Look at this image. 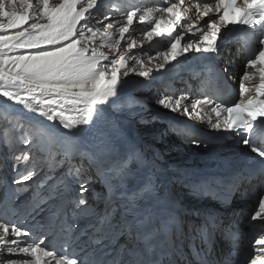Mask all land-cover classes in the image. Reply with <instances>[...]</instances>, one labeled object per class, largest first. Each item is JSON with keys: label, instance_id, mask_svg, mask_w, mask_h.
I'll return each instance as SVG.
<instances>
[{"label": "snow or ice", "instance_id": "6c2138e0", "mask_svg": "<svg viewBox=\"0 0 264 264\" xmlns=\"http://www.w3.org/2000/svg\"><path fill=\"white\" fill-rule=\"evenodd\" d=\"M101 7L102 0H0V97L5 105H21L52 122L22 124L33 137L22 141L23 149L14 139L5 138L2 155L13 175L4 179L5 199L0 202L15 216L11 195L30 191L24 185L41 173L38 187L49 184L54 177L50 175L52 166L45 156V144L62 143L69 167L45 197L56 202V212L37 224L41 229H55L65 246H76L80 252L78 256L57 258L55 250L45 245L43 235L29 243L33 231L27 222L0 219V264H104L89 249L114 231L112 218L116 212L129 235L135 233L136 243L128 250V259L114 258L109 264H162L154 257L167 254L161 251L165 245L173 246V230L179 231L176 213L158 191L150 162L122 136L118 122L106 118L108 107L124 106H118L113 98H121L130 74L153 79V70L146 69L142 59L132 53L137 47L132 39L137 21L144 26L147 41L163 38L168 42L166 51L157 52L155 57L148 55L149 63L154 58L162 60L155 65L157 73L166 71L171 62H179L181 56L211 54L208 71L225 82L231 61H225L223 70L213 63L223 51L220 42H227L222 30H228L229 25L246 26L237 40L246 42L250 49L255 47L243 66V75L238 77V101L216 103L205 96L189 106L185 103L191 98L189 93L176 96L165 92L154 102L189 120H203L207 115L204 107L211 106L215 115L214 121L208 116L211 128L239 137L237 143L245 146L244 155L251 161L248 175L264 177V0H243L242 4L238 0H195L187 6L185 0H167L164 6L124 11L123 23L112 13L104 15ZM101 15L107 23L101 21ZM100 48L108 49V53ZM140 48V55H146L143 45ZM257 75L259 83H245ZM233 79L237 77L233 75ZM141 119L148 122L143 116ZM60 128L67 131L61 133ZM82 132L90 136L81 138ZM190 143L199 146L203 142L192 139ZM73 154L79 157L75 164L70 163ZM46 166L49 172L44 171ZM89 171L94 175L87 174ZM9 179L17 186L14 190L9 187ZM188 182L193 193L199 194L209 190L213 178L193 174ZM97 183L99 189L94 187ZM97 203L104 204L103 213L94 210ZM38 209L43 211L37 204L27 216L39 214ZM253 212L252 221L264 222V197ZM89 217H96V223L81 227ZM89 229L92 235L82 242ZM251 247L257 254L249 257L250 264H264L260 255L264 253V234L254 238ZM20 254L30 258H20ZM223 264L231 261L226 259Z\"/></svg>", "mask_w": 264, "mask_h": 264}, {"label": "bare ground", "instance_id": "6f19581e", "mask_svg": "<svg viewBox=\"0 0 264 264\" xmlns=\"http://www.w3.org/2000/svg\"><path fill=\"white\" fill-rule=\"evenodd\" d=\"M136 38H139V37H136ZM136 41V40H135ZM160 62H162V61H159V60H157V63H160ZM145 65V68L147 69V68H150L151 67V64H144ZM149 65V66H148ZM153 67H155V66H153ZM238 71H233V73H234V75L235 76H237V73ZM127 80H128V82L129 83H131V85L130 86H128L125 90H124V95H122V97L120 98V99H117V98H113L115 101H116V104H121V103H123V102H125L126 100H128L130 97V101H132V98H134V97H137V94H133L132 93V91H131V87L132 86H137V85H139L138 87H139V89H141V93L144 95V91H142V89L143 88H141V85L144 83V84H147L148 85V81L146 80V79H143V81L141 82V83H138V80H136V81H134V80H132V76H129L128 78H126ZM128 91V92H127ZM132 93V94H131ZM188 93V92H187ZM179 94H180V92H175L174 93V95H176V96H179ZM200 95H202V97H200ZM205 96V93H201L200 91H195L194 90V92L192 93V95L190 96L191 98L189 99V101H186L185 103H187L188 104V102H190V103H192V102H194V100L195 99H202L203 97ZM136 104V103H135ZM7 105H11V108L12 109H14L15 110V113H16V115L17 116H20L22 119H27L28 121H30V122H35V121H42L43 122V124H45V125H47V124H51L52 122H49V121H47L45 118H43V117H39L38 116V114H35V113H30V112H28L27 110H24L23 109V106H21V105H15V104H13L12 102H8V104ZM138 105V104H137ZM5 107V104H4V98L3 97H0V110L2 109V108H4ZM131 107V106H130ZM141 108V107H140ZM114 108L113 107H108L107 108V113H106V118H111V119H113V120H115L116 122H118V126L120 127V129H121V133H122V136L128 141V143H130V144H132V145H134L135 146V148L138 150V151H140V150H146L147 152H149V154L151 155V154H154L153 153V149L152 148H146V147H144V145H143V143H142V141H140L141 140V138H139V136H137L136 134H137V132L134 130V126H135V123L137 122H133V121H131V120H129V121H127V118L125 117V116H120V117H117V116H115L112 112L114 111L113 110ZM131 109V108H130ZM133 110V109H132ZM210 111L209 110V108H208V106H205L204 107V111ZM129 111V110H128ZM130 112V111H129ZM188 119V118H187ZM215 120V119H214ZM140 126V125H139ZM142 126V125H141ZM140 128V127H139ZM152 129V128H151ZM157 130V129H156ZM67 130H65V129H63V128H60V132L61 133H63V132H66ZM158 131V130H157ZM160 133H162V132H160ZM81 136H83L84 138H88L89 136H90V134L89 133H86V132H82L81 134H80ZM158 140V139H157ZM190 140H192V139H190ZM59 145V146H63V144L62 143H53V144H51L52 146H55V145ZM191 147V146H190ZM160 151L162 150L163 152H167V147H166V145L164 144V145H162L160 148ZM179 149H180V151H184V149L183 148H180L179 147ZM155 150L156 149H154V152H155ZM206 151H207V149H206ZM169 152V151H168ZM171 153V152H170ZM173 153H175V152H173ZM222 153L224 154V151H222ZM171 155H172V153H171ZM209 156V155H208ZM177 157H179V156H174V155H172V156H170L169 157V159H168V157L166 156V161H168L169 162V165H171V164H173L174 163V159H177ZM192 157V156H191ZM191 157H188V158H186V157H183V156H180V158L179 159H182V160H185V159H190ZM132 167L133 168H135L136 167V165L135 164H133L132 165ZM181 179V176L180 175H178L177 177H176V175H174V174H170L169 173V177L168 178H166V179H163L165 182H160V181H158L157 183H156V186H157V189H158V191L160 190V189H164V188H166V187H168V186H171V185H173V183H177L179 180ZM154 181H155V179H154ZM204 206L206 207V204H204ZM25 207V206H24ZM194 206H191L190 205V207L189 208H193ZM2 210H3V208H2ZM1 210V211H2ZM1 211H0V213H1ZM25 211L26 212H28V211H31V209L30 208H27V207H25ZM231 213V212H230ZM33 219H34V215L32 214V216H31ZM32 218H30L29 216H27V214H23L22 215V217H21V220H19V221H15V222H20V223H23V222H27V225H29V226H31V227H33V225H35V226H37L38 224L32 219ZM227 219H231V218H227ZM184 226H183V234H185V231L187 230V228H188V226L190 225V222H186L185 221V219H184ZM235 227H233V228H231L230 230H233ZM31 240H35V238L34 237H31L30 238V241H29V243L31 242ZM184 240H185V238H184V235H183V239H182V243L184 242ZM182 246V245H181ZM227 246H235L233 243H232V241H228L227 243H226V245L224 246V248H226ZM229 249H232V248H234V247H228Z\"/></svg>", "mask_w": 264, "mask_h": 264}, {"label": "rangeland", "instance_id": "374dc122", "mask_svg": "<svg viewBox=\"0 0 264 264\" xmlns=\"http://www.w3.org/2000/svg\"><path fill=\"white\" fill-rule=\"evenodd\" d=\"M57 2H58V0H57ZM129 62L132 63L133 61L130 60ZM137 96H140L142 98H140V97H134V98H132V101H130V103H129L131 105V107L128 106V109H127V111L124 114L126 116L131 117L132 119L138 120V122L136 123V128L134 127V130L137 132V135H139L141 138H143L144 140H146V143H145L146 147H155V144H153V145L151 144L152 142L149 140V139H151L153 141H161V145L158 147V148H160L163 144H165L166 140H168V139L164 138L163 133H160L161 132V129L158 127L159 125H156L155 122H152V118L153 117H151L152 115H146L147 112H145V115H142V116L144 118H146L148 122L145 123L141 119V114L145 110L142 111L141 108H140V106L143 105L145 109L149 108L148 107L149 104H152L153 106H157L155 104V102H154L155 101V97L154 96L153 97H146V96H143L142 93H139ZM11 120L14 121V125H13V127H12L11 130L5 132V135H3L4 138L8 137L10 139H13V134L11 133L12 130H15V131H19L20 130L22 132H24V131L26 132V134L29 136L27 138L29 141H31L33 139L32 134L26 128H22L21 127L22 124H28L27 120L22 119V118H19L16 115H13L12 117L8 118L5 121V123L10 122ZM25 132L23 133V135L25 134ZM15 138H17V135H15ZM23 145L24 144L22 143V146ZM169 146H171V145H169ZM180 148H183L184 149V144H181ZM171 149L172 148H170L169 151ZM55 151L56 150H54L53 152H55ZM77 162H78V160L75 161V162H72V164H75ZM54 171H55V174L56 175L61 176V174L64 173V172H66L67 170H63L61 172H57L56 171V168H54ZM87 174L91 175L90 171Z\"/></svg>", "mask_w": 264, "mask_h": 264}]
</instances>
